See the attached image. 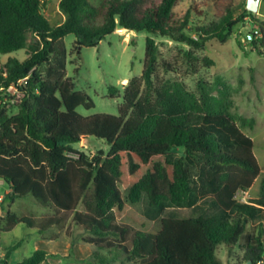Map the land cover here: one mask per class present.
Here are the masks:
<instances>
[{
	"label": "trees",
	"instance_id": "trees-1",
	"mask_svg": "<svg viewBox=\"0 0 264 264\" xmlns=\"http://www.w3.org/2000/svg\"><path fill=\"white\" fill-rule=\"evenodd\" d=\"M94 1L60 0L64 20L52 26L41 13V0H0V54L25 50L27 55L23 61L9 57L0 68V87L27 78L13 97L17 112L9 115L0 106V180L11 191L1 201L6 214L0 217V240L18 224L45 234L70 217L89 234L81 242L106 252L91 264H222L217 248L232 249L247 225L255 224L258 243L248 260L264 262V179L258 203L237 201V193L248 191L260 173L253 141L237 122L225 112L195 108L156 84L152 38L145 42L141 75L123 90L118 115L82 116L76 109L89 110L94 103L66 76L64 44L72 35L78 57L82 48L97 47L120 28L203 50L213 40L225 43L232 29L251 17L260 35L251 46L264 56V20L246 9L236 16L233 0H210L213 19L198 27L189 26L188 12L174 14L179 0ZM89 138L109 149L90 157L73 148ZM143 194L148 209H191L211 199L224 214L162 218L151 233L141 224L158 218L149 220L132 208ZM28 196L50 213L39 221L12 214L10 206ZM16 247L5 248L1 264H8ZM47 257L36 250L15 264H42Z\"/></svg>",
	"mask_w": 264,
	"mask_h": 264
},
{
	"label": "rangeland",
	"instance_id": "rangeland-1",
	"mask_svg": "<svg viewBox=\"0 0 264 264\" xmlns=\"http://www.w3.org/2000/svg\"><path fill=\"white\" fill-rule=\"evenodd\" d=\"M59 1L41 0V13L52 26L64 20V15L58 8ZM233 1L238 16L246 9L247 0ZM173 12L176 16L188 12L190 27L207 25L214 16L210 0H179ZM253 15L259 21L264 20V0H260L258 12ZM257 30L251 17H246L232 29L225 43L213 40L208 42L203 50H194L166 37L119 28L103 39L97 47L82 48L78 57L72 50L74 37L68 35L64 38L68 52L66 76L73 80L75 90L86 93L94 103V108L86 110L78 107L76 112L82 116L93 114L117 116L125 86L132 78L139 77L142 73L145 42L147 38H152L158 51L154 82L165 86L170 93L180 94L195 108L203 107L227 113L242 128V132L252 139L253 152L260 173L252 187L246 192L237 193L236 199L240 203H258L260 184L264 179V56H259L251 46L254 39L260 38ZM249 37H252L251 41ZM256 47L262 50L257 40ZM9 57L23 61L27 55L25 50L0 54V68ZM7 109L9 115L17 112L14 105H9ZM73 148L87 153L90 157L97 155L99 151L106 153L109 149L105 142L95 138L82 140L73 145ZM179 155L180 152L175 157ZM5 189V186L0 188V195ZM123 196H126L125 191ZM7 205L8 201H5L4 206ZM132 208L136 214L149 220L158 218L153 222L141 224L142 229L151 233L158 231L162 218L187 219L224 214L217 205H213L211 199L202 200L191 209H148L145 194L136 205H132ZM0 209L2 210L1 202ZM10 211L17 217L26 216L35 221L49 214L48 209L36 204L29 196L17 199L10 206ZM2 212L5 217V211ZM84 237H89V234L74 226L70 217L62 228L53 229L45 234H39L35 229L18 224L12 231L1 235L0 249L5 253V248L17 245L10 256L12 264L31 256L36 250L48 254L42 264H91L95 261L96 254L106 255L105 251L81 242V238ZM257 238V226L248 224L238 244L232 249L219 246L216 256L222 264H252L248 260L249 253L251 248L257 246ZM260 241H264V238ZM3 258L4 255L0 257V264ZM113 264L131 263L118 261Z\"/></svg>",
	"mask_w": 264,
	"mask_h": 264
},
{
	"label": "built area",
	"instance_id": "built-area-1",
	"mask_svg": "<svg viewBox=\"0 0 264 264\" xmlns=\"http://www.w3.org/2000/svg\"><path fill=\"white\" fill-rule=\"evenodd\" d=\"M257 34L259 33L257 32ZM26 80L27 78L21 79L16 84H11L7 88L0 87V106L8 107L9 105H13V97L17 94L18 87L24 85Z\"/></svg>",
	"mask_w": 264,
	"mask_h": 264
},
{
	"label": "crops",
	"instance_id": "crops-1",
	"mask_svg": "<svg viewBox=\"0 0 264 264\" xmlns=\"http://www.w3.org/2000/svg\"><path fill=\"white\" fill-rule=\"evenodd\" d=\"M3 186H5L6 189L4 190L3 194L0 195V199H1L0 202H1L2 199H3V195H6V194H8V193L11 192L9 186H8L7 184H5L3 181L0 180V188H2ZM47 213H50V211H48ZM0 217H1V218L4 217V214H3V212H2L1 209H0ZM12 253H13V252L10 253V255H9L8 259H7V263H8V264H12V263L10 262V256H11ZM3 255H5V253L3 252V250L1 251V249H0V257H2Z\"/></svg>",
	"mask_w": 264,
	"mask_h": 264
},
{
	"label": "water",
	"instance_id": "water-1",
	"mask_svg": "<svg viewBox=\"0 0 264 264\" xmlns=\"http://www.w3.org/2000/svg\"><path fill=\"white\" fill-rule=\"evenodd\" d=\"M259 4H260V0H247L246 10L253 14H257L259 9ZM249 39L251 41L252 37H249Z\"/></svg>",
	"mask_w": 264,
	"mask_h": 264
}]
</instances>
